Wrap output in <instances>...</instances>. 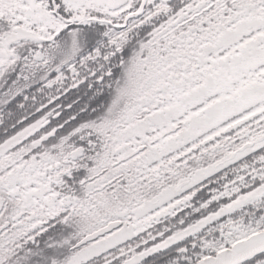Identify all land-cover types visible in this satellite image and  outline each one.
Listing matches in <instances>:
<instances>
[{
    "label": "snow or ice",
    "instance_id": "snow-or-ice-1",
    "mask_svg": "<svg viewBox=\"0 0 264 264\" xmlns=\"http://www.w3.org/2000/svg\"><path fill=\"white\" fill-rule=\"evenodd\" d=\"M0 264H264V0H0Z\"/></svg>",
    "mask_w": 264,
    "mask_h": 264
}]
</instances>
